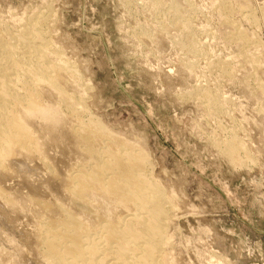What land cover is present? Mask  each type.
I'll return each instance as SVG.
<instances>
[{
	"label": "rangeland",
	"instance_id": "1",
	"mask_svg": "<svg viewBox=\"0 0 264 264\" xmlns=\"http://www.w3.org/2000/svg\"><path fill=\"white\" fill-rule=\"evenodd\" d=\"M147 1L0 0V21L15 28L25 17H43L58 54L52 63L64 59L76 72L75 79L63 74L64 86L85 97L111 134L146 154L171 205L160 264H264V0H161L160 10ZM222 1L233 6L231 25L250 45L232 38ZM171 3L190 9V25H173L164 10ZM185 39L201 52L191 54ZM247 57L257 58L258 69ZM199 86L221 96L220 112L209 115ZM231 135L249 154L240 165L215 145ZM66 149L58 162L50 158L61 170L73 158ZM59 152L48 146L51 157ZM13 161L15 174L0 179V188L26 210L17 215L0 199V264H48L34 247L33 210L23 201L48 198V173L31 160Z\"/></svg>",
	"mask_w": 264,
	"mask_h": 264
},
{
	"label": "bare ground",
	"instance_id": "2",
	"mask_svg": "<svg viewBox=\"0 0 264 264\" xmlns=\"http://www.w3.org/2000/svg\"><path fill=\"white\" fill-rule=\"evenodd\" d=\"M146 3L155 10L163 6L161 0ZM168 5L164 10L173 25H190L189 8ZM218 8L230 24L232 38L242 46L250 45L252 39L231 25L233 6L222 1ZM251 13H247L248 20L255 23ZM44 24L39 14L25 17L15 28L0 21V179L15 174L8 164L19 159L36 162L48 173L49 185L44 188L48 198L35 194L23 200L33 210L34 247L46 263L160 264L170 201L148 173L146 154L134 143L111 134L91 113L85 97L64 86L63 74L75 79L76 72L64 59L52 63L50 57L57 52L45 36ZM185 40L191 54L201 52L197 41ZM247 61L255 68L260 65L255 57H247ZM196 66L189 63L185 67L193 71ZM222 72L232 75L228 66ZM195 93L201 95L209 115L220 112L223 100L218 93L200 86ZM234 137L215 145L239 164L242 155L249 154ZM50 142L59 149L57 156L48 153ZM66 148L74 159L61 170L51 159L56 162ZM25 184L30 188L34 183ZM0 199L9 208L24 210L18 199L1 188Z\"/></svg>",
	"mask_w": 264,
	"mask_h": 264
}]
</instances>
